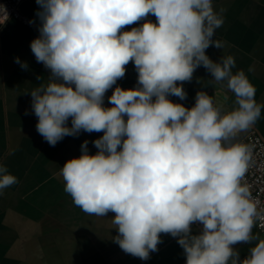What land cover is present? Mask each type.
<instances>
[{
  "label": "clouds",
  "instance_id": "clouds-1",
  "mask_svg": "<svg viewBox=\"0 0 264 264\" xmlns=\"http://www.w3.org/2000/svg\"><path fill=\"white\" fill-rule=\"evenodd\" d=\"M36 3L40 34L30 48L51 72L30 91L37 132L51 146L81 130L104 133L93 141L95 155L85 140L81 155L59 169L74 205L95 217L115 213L107 221L118 231L113 242L141 260L158 251L164 233L178 237L186 264H264V238L252 231L257 221L264 228V205L245 179L253 147L236 140L255 125L264 103L243 70L233 73L234 56L213 61L206 54L210 46L225 47L213 39L223 9L217 11L213 0ZM149 15L157 23L146 20ZM0 19H8L4 5ZM130 61L138 87L116 86L108 98L113 106L104 107L105 93ZM14 62L27 70L19 57ZM201 66L211 74L208 84L226 81L235 107L225 111L204 90L191 108L169 99L187 98L183 82ZM16 182L0 164V190ZM196 222L203 229L192 235ZM253 240L241 261L232 245Z\"/></svg>",
  "mask_w": 264,
  "mask_h": 264
},
{
  "label": "crops",
  "instance_id": "crops-1",
  "mask_svg": "<svg viewBox=\"0 0 264 264\" xmlns=\"http://www.w3.org/2000/svg\"><path fill=\"white\" fill-rule=\"evenodd\" d=\"M213 4L217 11L223 9L224 18L213 39L222 41L225 47L219 50L210 46L206 54L213 61H219L221 56H234L233 73L243 70L256 89L257 102L264 103V0H213ZM20 10L40 24L36 0H22ZM146 20L157 23L153 15ZM144 22L125 26L123 31H131ZM39 34L15 18L0 24V164L17 179L0 190V264H186L178 237L170 234H160L158 251L150 252L147 260L126 254L113 242L117 229L107 223L115 213L109 212L105 217L88 215L64 191L59 169L66 161L81 155L85 140L89 141V154L95 155L98 149L93 141L104 133L81 130L78 136H65L51 146L37 132L38 117L32 110L30 91L46 83L51 75L49 69L37 62L30 48ZM16 57L28 64L27 70L14 62ZM198 78L202 82L198 83ZM137 79L134 62L130 61L125 76L116 84L134 89L138 87ZM211 79L203 66L198 67L192 80L183 82L187 98L180 100L170 95L169 99L191 108L196 93L204 90L218 105L223 104L225 111L235 107V96L227 90L226 81L208 84ZM109 97L107 91L103 105L106 108L111 107ZM67 126L71 127V117ZM250 129L257 130L264 139V108ZM202 229L191 228V234L199 235ZM252 231L264 238L256 226ZM257 242H241L232 247L242 261Z\"/></svg>",
  "mask_w": 264,
  "mask_h": 264
},
{
  "label": "built area",
  "instance_id": "built-area-1",
  "mask_svg": "<svg viewBox=\"0 0 264 264\" xmlns=\"http://www.w3.org/2000/svg\"><path fill=\"white\" fill-rule=\"evenodd\" d=\"M21 2L22 0H0V5L5 6L8 19L10 18L18 19L23 23H25L26 25H28L29 27L38 30L39 24H37L36 22L30 23V21L33 20L27 17L23 12H21L20 10ZM4 22L2 21V19H0V24ZM116 86H120L121 88L127 90L125 87L115 84L112 86V88L108 90L109 96L112 95ZM194 105L195 103L193 104V106ZM112 106L113 105H111V107ZM126 119L127 117H125V120ZM236 140L239 142L249 144L253 147V152H252L253 160L251 166L248 169L245 179L250 185V190L252 192V195L258 198L261 201V204L264 205V139L258 133L257 130L250 129L242 135L240 133L236 137ZM256 227L260 230V232L263 234L264 237V228L260 227L259 221L256 222ZM191 228L201 229L203 228V225L200 224L199 222H196L191 225Z\"/></svg>",
  "mask_w": 264,
  "mask_h": 264
}]
</instances>
